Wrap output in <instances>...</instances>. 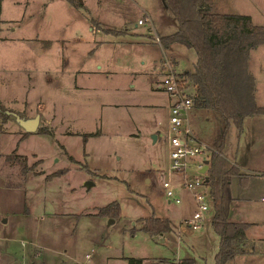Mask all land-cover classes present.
<instances>
[{"label": "rangeland", "instance_id": "obj_1", "mask_svg": "<svg viewBox=\"0 0 264 264\" xmlns=\"http://www.w3.org/2000/svg\"><path fill=\"white\" fill-rule=\"evenodd\" d=\"M19 1L0 0V26L6 34L30 38L28 53H24L27 61L20 51H0V56L5 54L0 59V100L27 117L41 114L38 128L48 127L53 134L32 131L21 139L26 130L14 116L3 122L0 264H127L128 256L174 264L176 258L198 254L186 243H194L210 226L214 208L197 228L185 222L196 206L190 190L180 185L183 175L170 166L169 93L158 88L156 80L158 63L165 54L171 57V47L180 51L179 71L193 67L196 53L183 44L164 48L157 40L136 42L134 34L129 41L98 45L112 33L91 20L128 26L132 31L140 16H148L145 23L157 38L173 26H169L172 19L164 1L82 0L88 9L68 0ZM212 10L248 14L264 24V0H213ZM62 62L65 68L59 67ZM25 64L31 66L30 76L24 72ZM99 65L111 73L75 76L71 70ZM249 67L259 81L257 101L264 105V44L252 50ZM11 98L17 101L12 103ZM206 113L214 116L202 109L191 122L195 133L212 145L215 133L211 129L218 118L211 116L207 121ZM96 130L100 134L84 135ZM227 135L225 155L240 167L249 185L246 188L241 177L235 176L233 193L261 195L264 113L247 116L240 135L235 126ZM15 149L28 156L33 174L6 157ZM63 167L67 168L64 173L46 179L48 172ZM164 179L177 184L180 203L168 201ZM251 194L232 202L234 212L249 220H264V201ZM113 200L121 204L119 217L97 213ZM153 214L171 219L176 229L172 237L161 241L141 229L138 219ZM202 250L208 264H215L210 249ZM88 252H92L89 261ZM154 263V259L145 262Z\"/></svg>", "mask_w": 264, "mask_h": 264}, {"label": "trees", "instance_id": "obj_2", "mask_svg": "<svg viewBox=\"0 0 264 264\" xmlns=\"http://www.w3.org/2000/svg\"><path fill=\"white\" fill-rule=\"evenodd\" d=\"M74 6H85L81 0H68ZM170 13L171 21L167 32L159 33V40L164 48L179 43L191 48L196 53L192 68L180 73V85L193 99V105L199 109L212 111L218 118V129L215 131L213 147L209 155L207 168L208 185L212 196L214 214L212 226L220 236L219 248L215 254L216 264L227 262L240 252L246 250V229L249 222L229 219L233 200L232 179L239 176V181L247 186L240 167L229 159L224 152L228 131L235 126L240 135L244 128V119L249 115L264 113V106L257 101L258 79L250 70L251 52L264 44V24L257 23L244 13L218 12L212 10L213 0H164ZM86 7V6H85ZM88 9V7H86ZM99 29L112 34L127 33L128 26L123 28L108 26L91 18ZM12 111L25 116L21 111L7 106L0 100V131L4 130L3 122ZM16 118V117H15ZM38 133L53 134V130L41 126ZM24 131L21 139L29 135ZM100 130L85 132L86 137L98 135ZM6 157L21 164L22 171L27 173L32 165L27 164L28 156L17 153V149ZM74 159L73 155H69ZM87 166V165H86ZM67 170L59 168L46 175L51 179ZM97 213L111 217L121 215V204L113 200L98 208ZM141 229L152 234L164 233L171 229L166 216L150 215L140 217ZM134 230V228H133ZM158 260L166 261V258ZM128 264H144V258L128 256ZM178 264H194L192 257L181 258Z\"/></svg>", "mask_w": 264, "mask_h": 264}, {"label": "built area", "instance_id": "obj_3", "mask_svg": "<svg viewBox=\"0 0 264 264\" xmlns=\"http://www.w3.org/2000/svg\"><path fill=\"white\" fill-rule=\"evenodd\" d=\"M148 16L141 17L139 23H145ZM158 84L160 88L165 89L171 99L172 104L169 114L170 136V159L171 169L183 175L180 185L190 190L194 199L196 208L193 215L185 219L193 228H197L205 218L206 212L213 206L212 196L208 180L206 179L207 170L202 172L206 158L215 149L213 145L204 142L195 133L191 122V108L193 99L187 95L186 91L180 85V77L176 71L175 64L170 57L164 56L159 64ZM196 172L191 174V171ZM177 184L169 179H164L162 187L168 197L169 202L180 203L181 196L177 193ZM260 199L264 201V192ZM92 252L86 254V260L89 261ZM79 264H87L81 262Z\"/></svg>", "mask_w": 264, "mask_h": 264}, {"label": "crops", "instance_id": "obj_4", "mask_svg": "<svg viewBox=\"0 0 264 264\" xmlns=\"http://www.w3.org/2000/svg\"><path fill=\"white\" fill-rule=\"evenodd\" d=\"M15 1H18V3L20 2L19 0H15ZM85 6L88 7L87 5H85ZM140 18H141V16L138 18L137 23H136L135 27H133L132 31H128L127 33H123V34H119V35H114V34L110 35L109 34L111 37L109 36L108 38H104V39L100 40L98 45H100L102 43L103 44L104 43L114 44V43H119V42H122V41H127V40L129 41V39H128L129 35H133V34H134V38H135L136 42H140V43H155L156 40L159 42L160 41L159 40V34L156 36L157 38H154L152 36V32H151V29L149 28V25H147L146 23H139L138 22ZM138 25H143V28L138 29L137 28ZM92 30H93V28H92ZM29 42H30V38H28L26 36H17V35H13L12 33H9V34L4 33L3 27L0 26V51L2 49L5 50L6 52H9V51H14V52L20 51V53L24 57V61L26 62L27 61V55L24 54V53H28V49H29L28 44H29ZM177 44H179V43H177ZM4 55L2 54L0 56V59H2ZM165 55L168 56V54H165ZM170 56H171L170 58L172 59V61L175 64V68H176V71L178 73L188 69L187 67H185L182 71L181 70L179 71L177 69V66L179 64H181L180 60L178 59V58L181 59L180 51H178V49L174 50L173 47H171V55ZM162 58L160 59V61L158 63L157 72H158L159 64H160ZM65 65H66L65 62H62V64L59 67L65 68L66 67ZM99 67H102V65H99L98 67H96L94 69L91 68V67L90 68H82V69L74 67L71 70L73 71V73H75V76H78L80 73H86V74L93 75V76L96 75V74H100V73H106V74L111 73L110 70H104L103 71L101 68L99 69ZM24 68H25L24 72L29 74L31 66L29 64L28 65L25 64ZM0 69H1V66H0ZM158 75H159V73H158ZM29 76H30V74H29ZM156 80H157V87L160 88L159 84H158V77H157ZM258 83H259V81H258ZM262 85H264V84L262 83ZM168 98H169V108H168V110L170 112L172 99H171L169 94H168ZM9 101L13 103V102H15L17 100H15V98H11ZM107 104L108 103H105L104 105H107ZM6 105H8V103ZM12 107H14V106H12ZM14 108L17 109V110L19 109L17 107H14ZM200 111H202V110L197 108V107H195L194 105L192 106V108H191V121L193 120V118L197 119V117L200 115ZM26 113L29 114L31 112L26 111ZM206 114H207V117H205ZM206 114L203 117H205V119L207 121H209L212 118L211 116H213V115L212 114H208V113H206ZM40 117H41V114H40ZM168 118H169V116H168ZM213 118H214V116H213ZM214 122H215V124L217 123L215 120H214ZM244 122H245V119H244ZM47 123H49V122L47 121ZM168 125H169V119H168ZM216 125H217V127H216ZM216 125H214L213 128L211 129L213 133H215L216 129H218V124H216ZM158 131H160L159 128H158ZM198 137L201 138L199 135H198ZM42 161L44 163V159ZM53 171H55V170H53ZM29 172L31 173L32 170L29 171ZM43 172L46 173V170L43 171ZM52 172H48V174H50ZM32 174H33V172H32ZM262 179H264V176L262 177ZM246 188H248V187L246 186ZM261 191L264 192V183L262 185V190ZM232 192H233V190H232ZM251 193L252 192H246V193L242 192L239 196H237L236 194L233 193L232 202L235 201V199H238V198H248ZM260 193L259 194L257 193L258 195H252L251 194V196L254 199L261 200L260 199V196H261ZM255 196H257V197H255ZM193 201H194V199H193ZM187 218H189V217H187ZM229 219L232 220V221H246V222H249L250 224H249V226L246 229V235H247V244L245 246L246 250L244 252H240V253L236 254V256L233 257L232 259H230L227 262V264H264V229L262 228V226H264V220H259V219L249 220L248 218H245L243 215H240V214L234 212L232 203H231ZM169 220H170V224H171V229L169 231H167V232H164V233L154 234L156 239H158V240L161 239V241H163L166 238L169 239V236L172 237L171 234H173V231H176V229L174 228V225L172 224V221H171L170 218H169ZM210 221L211 222L209 224H210L211 227L208 225L207 229L205 231H203L199 235L200 238H198L194 243H186L192 249L197 250L198 254H190L191 256H186V257H192L194 259V264H202V262L198 261L197 257H200L199 260H202L204 262V264H208L207 257L205 256V254H204V252L202 250L203 247H207L208 249H210V251L214 255V259H215V254L218 251L219 242H220V236L217 234V232L214 230V228L212 226V218L210 219ZM260 223H262L261 229L258 230ZM202 225H204V222H203ZM255 226H257L256 227L257 229H254ZM255 230H257V231H255ZM214 232H215V234H214ZM181 241L187 242L183 238L181 239ZM199 245L201 246L200 250H199V247H198ZM135 257L144 258V264H145V262L147 260H153V259L155 260L154 264H156V262H157V260H156L157 258H152V257H148L147 256V260H146L145 256H135ZM159 258H162V257H159ZM182 258H185V257H182ZM180 259H181V257L180 258H176L177 262L176 263L174 262V264H178V261ZM253 261H254V263H253ZM169 262H171V260H169ZM127 264H128V262H127ZM215 264H216V262H215Z\"/></svg>", "mask_w": 264, "mask_h": 264}, {"label": "water", "instance_id": "obj_5", "mask_svg": "<svg viewBox=\"0 0 264 264\" xmlns=\"http://www.w3.org/2000/svg\"><path fill=\"white\" fill-rule=\"evenodd\" d=\"M12 112L15 115L16 120L25 128L26 131L32 132V131L37 130V128L39 126V122H40V114H36L33 117H23L15 111H12ZM208 166H209V159H206L205 165L202 168V172H205L207 170ZM208 178H209L208 175H206L207 180H208ZM90 184H92V182H90Z\"/></svg>", "mask_w": 264, "mask_h": 264}]
</instances>
